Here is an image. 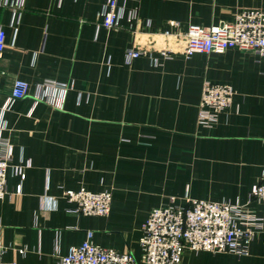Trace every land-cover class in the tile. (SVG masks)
Here are the masks:
<instances>
[{"label": "crops", "instance_id": "0c3cea01", "mask_svg": "<svg viewBox=\"0 0 264 264\" xmlns=\"http://www.w3.org/2000/svg\"><path fill=\"white\" fill-rule=\"evenodd\" d=\"M245 7L264 0H117L107 27L106 0H0V154L11 145V163L29 164L23 179L9 169L0 198L5 263L55 264L89 239L145 264L142 224L171 197L240 203L264 222L250 194L264 170V59L185 52L192 23ZM17 79L29 89L15 99ZM206 81L233 87L207 118ZM82 187L111 189L110 213L75 211L64 191ZM182 264H264V232L246 253L187 250Z\"/></svg>", "mask_w": 264, "mask_h": 264}, {"label": "built area", "instance_id": "2783aa9c", "mask_svg": "<svg viewBox=\"0 0 264 264\" xmlns=\"http://www.w3.org/2000/svg\"><path fill=\"white\" fill-rule=\"evenodd\" d=\"M103 24L112 27L119 23L117 0H106ZM185 52L223 53L230 48L253 51L264 59V7H245L236 13L231 22L219 25L192 23L186 32ZM6 47V32L0 27V53ZM130 57L141 54L139 50L129 51ZM29 83L17 79L11 96L23 98ZM233 87L227 83L206 81L203 85L202 116L211 117L231 104ZM11 145L0 154V198L8 193V171L22 179L29 164H12ZM21 184L17 191H20ZM251 196L264 201V170L258 183L253 185ZM64 195L76 203L75 211L88 215H108L112 209L111 189L91 191L85 188L67 189ZM140 239L142 261L145 264H182L187 250L210 252H247L248 243L256 232H264V222L240 203L211 199H190L188 205H181L175 197L151 209L142 224ZM6 246L0 236V264L5 263L3 255ZM55 264H140L130 252H121L103 247L91 240L70 247L68 253L58 254Z\"/></svg>", "mask_w": 264, "mask_h": 264}, {"label": "rangeland", "instance_id": "374dc122", "mask_svg": "<svg viewBox=\"0 0 264 264\" xmlns=\"http://www.w3.org/2000/svg\"><path fill=\"white\" fill-rule=\"evenodd\" d=\"M239 11H240V10H239ZM239 11H238V12H239ZM238 12H237V13H238ZM139 51H140V50H139ZM141 52H142V51H141ZM112 192H113V191H112Z\"/></svg>", "mask_w": 264, "mask_h": 264}]
</instances>
